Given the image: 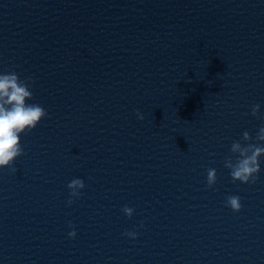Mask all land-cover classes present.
Instances as JSON below:
<instances>
[{
	"label": "clouds",
	"instance_id": "1",
	"mask_svg": "<svg viewBox=\"0 0 264 264\" xmlns=\"http://www.w3.org/2000/svg\"><path fill=\"white\" fill-rule=\"evenodd\" d=\"M31 79L21 80L15 71L0 73V168L13 167L16 158L24 153L20 141L21 134L31 132L37 127L42 119L48 116L47 111L39 104H30L29 100L33 98L30 90L32 86ZM251 114L264 119L260 115V105L255 104L251 108ZM137 118L143 120V115L137 110ZM255 139L264 142V126L260 127ZM245 142L251 141L252 137L245 131L242 136ZM235 155V161L231 157L226 158L225 167L230 170V176L233 182L239 181L245 184H255L258 180V174L261 171L259 158L264 155V145L259 143L242 144L239 141L233 142L230 149ZM217 181L216 170L210 168L207 170V186L211 188ZM70 190V196L78 198L81 195L80 190L85 187L82 179L74 178L67 185ZM241 198L236 195H230L226 199V206L234 212H239L242 208ZM69 205L74 203L73 199L67 201ZM122 211L131 218L134 209L125 206ZM70 227H73L70 225ZM140 227H143L141 224ZM124 235L135 239L137 232H126ZM70 238L76 237L75 230L68 233Z\"/></svg>",
	"mask_w": 264,
	"mask_h": 264
}]
</instances>
